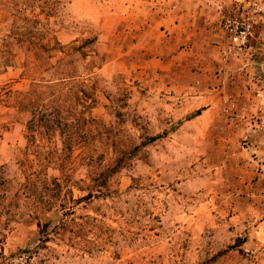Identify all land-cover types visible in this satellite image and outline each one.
<instances>
[{
	"label": "rangeland",
	"instance_id": "obj_1",
	"mask_svg": "<svg viewBox=\"0 0 264 264\" xmlns=\"http://www.w3.org/2000/svg\"><path fill=\"white\" fill-rule=\"evenodd\" d=\"M133 6L0 0V166L12 208L0 263L264 264V32L237 59L216 23L215 60L201 65L199 50L151 48L126 17ZM51 38L62 50L24 77L23 49ZM72 50L71 78L57 87L77 132L65 154L58 129L28 136L16 93L49 80L46 67ZM36 174L61 190L33 216L13 195Z\"/></svg>",
	"mask_w": 264,
	"mask_h": 264
},
{
	"label": "trees",
	"instance_id": "obj_2",
	"mask_svg": "<svg viewBox=\"0 0 264 264\" xmlns=\"http://www.w3.org/2000/svg\"><path fill=\"white\" fill-rule=\"evenodd\" d=\"M49 42L23 49L27 57H31L32 59L31 61H26L22 66V75L24 77L28 78L32 73L31 66L34 61L52 59L56 52L62 50L54 38H51ZM72 52L73 50L64 54V57L58 58L51 66L46 67L45 72L50 73L49 80L34 81L30 79L27 90L16 93L17 107L30 112V118L26 124L28 136L33 137L40 133L50 134L58 129L60 135L65 136L60 149L61 153L65 152V154L73 146V137L77 132L74 129L75 121L71 113L72 107L70 104L65 105L69 99L67 98L68 94L63 95L57 87L63 86V83L71 78L72 64L70 60L67 61V58L72 56ZM73 96V100L75 101V93H73ZM64 105L65 108L63 110ZM67 120L69 121L67 122ZM69 122L73 126L68 124ZM118 164L119 161L116 160L114 166H118ZM111 172L109 174L105 172L103 178L109 176ZM60 190L61 185L56 178H40L38 174L35 176L26 175L19 191L13 195V201L18 202L21 199L28 200L29 204L26 205L28 209H26L29 210V214L36 216L40 212L51 210L54 204L57 203ZM11 212L12 208L6 198V179L3 174V169L0 166V227H2L3 215L11 214ZM58 228L57 226L54 229ZM41 229L45 231L46 225H43ZM0 235L1 237L3 236L1 231ZM44 236L42 242L46 241L47 234ZM28 262L29 257L26 256L23 259V264H29Z\"/></svg>",
	"mask_w": 264,
	"mask_h": 264
},
{
	"label": "crops",
	"instance_id": "obj_3",
	"mask_svg": "<svg viewBox=\"0 0 264 264\" xmlns=\"http://www.w3.org/2000/svg\"><path fill=\"white\" fill-rule=\"evenodd\" d=\"M131 1L134 6L130 11L126 10V17L138 20L140 29H137L147 37L151 48L159 53L180 48L187 57L193 55L192 51L199 50L195 56L198 55L197 60L203 61L201 65H212L211 61L215 59L211 51L215 47L210 43L218 42L214 38L216 35H213L218 18L214 0ZM202 74L203 77L209 76L210 71ZM259 159L264 162V153Z\"/></svg>",
	"mask_w": 264,
	"mask_h": 264
},
{
	"label": "built area",
	"instance_id": "obj_4",
	"mask_svg": "<svg viewBox=\"0 0 264 264\" xmlns=\"http://www.w3.org/2000/svg\"><path fill=\"white\" fill-rule=\"evenodd\" d=\"M214 3L217 26L226 39V53L237 59L245 58L252 35L264 32V0H227V3L214 0Z\"/></svg>",
	"mask_w": 264,
	"mask_h": 264
}]
</instances>
